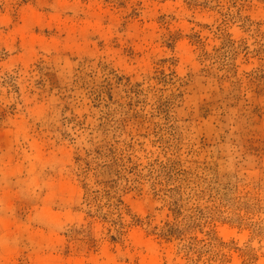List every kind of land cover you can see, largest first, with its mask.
Masks as SVG:
<instances>
[{
    "label": "rangeland",
    "instance_id": "rangeland-1",
    "mask_svg": "<svg viewBox=\"0 0 264 264\" xmlns=\"http://www.w3.org/2000/svg\"><path fill=\"white\" fill-rule=\"evenodd\" d=\"M0 264H264V0H0Z\"/></svg>",
    "mask_w": 264,
    "mask_h": 264
}]
</instances>
